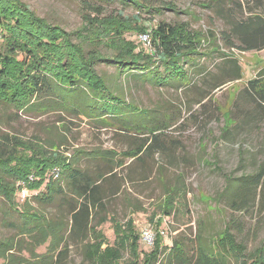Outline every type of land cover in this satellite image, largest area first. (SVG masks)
Instances as JSON below:
<instances>
[{"label":"trees","instance_id":"16d2710c","mask_svg":"<svg viewBox=\"0 0 264 264\" xmlns=\"http://www.w3.org/2000/svg\"><path fill=\"white\" fill-rule=\"evenodd\" d=\"M98 1L107 6L131 5L146 12H178L173 4L154 9L153 5L160 0ZM203 8L222 21L223 29L205 35L191 30L186 23L143 22L140 14L127 18L119 13L100 19L102 13L97 10L98 17L86 14L81 28L67 32L39 17L21 0H0L2 123L9 115L14 120L21 113L57 110L117 127L119 131L147 134L135 148L126 151H77L69 155L68 149L62 148L66 139L42 142L0 132V198L23 221L17 237L0 239L1 264H56L58 257L66 258L69 246L65 225L40 214L29 199L31 192H38L34 201L46 205L58 197L62 199L66 193L64 182L77 200V206L70 208L71 233H77L85 242V264H227L229 259H234L235 264H264V242L253 253L246 254L245 246L237 241L229 223L211 243L198 247L195 253L177 240L167 247L161 236L154 240L149 251H143L141 235L131 217L126 222L111 219L115 236L112 245L99 230L106 219L92 226L94 216L106 209L100 189L114 167L107 173L91 176L78 167L81 158L103 155L115 168L122 169L128 160L140 161L142 155L163 149L160 139L170 127L168 116L158 122L150 118L148 111L127 103L98 73V64L110 63L120 73L152 79L158 86L191 87L193 82L185 63L199 57L205 45H214L225 62L221 64V74L208 82L211 89L198 100L199 105H204L205 100L214 102L212 92L242 79L241 66L231 51L264 50V0H211ZM127 33L149 35L150 47L141 41L127 40ZM245 103L264 110V67L236 94L232 107L237 109ZM216 112L223 117L218 106ZM226 121V125L235 122L229 116ZM230 128L226 126L224 133ZM56 170L60 176L53 180ZM254 187L264 192L262 173L256 174L239 193L243 203L250 200ZM24 189L28 197L20 206L16 196L21 200ZM186 196L187 185L180 175L176 184L165 190L159 209L164 216H172L186 208ZM44 245H48L46 253H38ZM126 253L129 257L124 260Z\"/></svg>","mask_w":264,"mask_h":264},{"label":"rangeland","instance_id":"374dc122","mask_svg":"<svg viewBox=\"0 0 264 264\" xmlns=\"http://www.w3.org/2000/svg\"><path fill=\"white\" fill-rule=\"evenodd\" d=\"M21 1L28 4L39 17L67 32L81 28L86 14L98 17L97 10L102 13L100 19L119 13L127 18L140 14L143 22L153 25L161 21L186 23L191 30L205 35L224 27L219 18L203 8L211 0H160L153 5L154 9H158L164 4H173L179 13L140 11L134 6L119 3L107 6L98 0ZM143 35L127 33L126 38L139 43ZM217 43L222 46L220 42ZM139 45L143 47L141 43ZM215 50L214 45L207 44L199 57L185 63L193 82L191 87L158 86L152 79L120 73L110 63L98 64V73L127 103L148 111L150 118L158 122L166 120L165 116H168L170 125L160 139L163 149L142 155L140 161L128 160L122 169L115 168L103 155L85 154L90 157L81 158L78 167L91 176L107 173L114 167L100 189L106 209L92 220L94 226L102 218L106 219L99 230L110 245L115 240L111 219L126 222L130 217L135 220L141 235L143 251H149L154 240L161 236L167 247L177 240L184 243L190 253H195L198 247L211 243L227 223L231 225L237 241L245 246L246 254L253 253L264 242V192L254 187L253 195L245 203L239 194L256 174L264 175V110L246 103L237 109L232 107L236 94L264 67V50L231 51V56L241 66L242 79L212 92L214 102L205 100L204 105H199L198 100L211 89L208 82H213V76L221 74V64L225 62ZM216 106L223 117L216 112ZM9 116L3 123L0 119V132H10L25 139L37 138L42 142L66 139L62 148L68 149L69 155L77 151H126L135 148L147 135L119 131L117 127L57 110L21 113L14 120ZM228 116L233 117L235 122L228 124L231 128L224 133ZM180 175L187 185V206L166 217L159 207L163 203L165 190L175 185ZM62 185L66 190L64 197L56 198L51 204L34 201L33 196L38 192H31L29 199L40 214L65 225L68 253L65 259L58 257L56 264H85V242L77 233H71L70 208L77 206V200L66 183ZM16 201L22 205V199L18 196ZM22 226L20 216L0 198V239L17 237ZM146 234L150 237L145 242ZM47 247L44 245L37 252L45 254ZM128 257L129 254H124V260ZM227 264H235V260L229 259Z\"/></svg>","mask_w":264,"mask_h":264},{"label":"built area","instance_id":"2783aa9c","mask_svg":"<svg viewBox=\"0 0 264 264\" xmlns=\"http://www.w3.org/2000/svg\"><path fill=\"white\" fill-rule=\"evenodd\" d=\"M141 41H142L146 46L150 47L151 43H150L149 35H143V36L141 37ZM59 176H60V172H59L58 170H56V171L53 172L52 178H53V180H57V179H59ZM30 180L33 181L34 178H33V177H30ZM20 195H21V199H22V201H23V200H25V199L28 197V191L24 189V190L21 191V194H20ZM149 237H150V235H149V234H146V237H145L144 241H145V242L148 241V240H149ZM147 239H148V240H147ZM147 243H148V242H147ZM149 244H150V243H149Z\"/></svg>","mask_w":264,"mask_h":264}]
</instances>
